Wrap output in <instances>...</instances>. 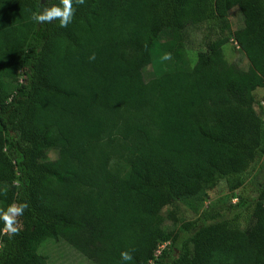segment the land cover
Returning a JSON list of instances; mask_svg holds the SVG:
<instances>
[{"label":"trees","instance_id":"16d2710c","mask_svg":"<svg viewBox=\"0 0 264 264\" xmlns=\"http://www.w3.org/2000/svg\"><path fill=\"white\" fill-rule=\"evenodd\" d=\"M52 2L0 0V209L28 204L0 230V264H46L49 239L95 264H264V182L177 227L161 212L243 186L263 152L264 0H84L65 28L35 23ZM205 24L217 34L192 64L186 34ZM229 31L245 70L225 58Z\"/></svg>","mask_w":264,"mask_h":264},{"label":"rangeland","instance_id":"374dc122","mask_svg":"<svg viewBox=\"0 0 264 264\" xmlns=\"http://www.w3.org/2000/svg\"><path fill=\"white\" fill-rule=\"evenodd\" d=\"M230 30H234L242 24V18L239 10L233 8L229 12ZM217 28L213 24H205L200 28H189L186 34V49L190 62L193 64L198 50L204 48L206 36H215ZM229 40L223 46L225 58L229 63H234L241 69L249 67V60L243 50L236 44L232 38V31L227 32ZM160 67L157 65H148L144 68L145 79H149L159 73ZM255 108L262 118V133L264 146V111L262 104L264 102V88L258 87L254 91ZM56 152L50 151L48 158H55ZM243 186L230 188L225 180H221L217 185L205 189L199 196L177 200L172 205H166L162 209L164 223L166 227L173 228L179 226L184 221L195 219L204 210L211 208L219 203L237 202V194L250 195L254 186L264 182V147L263 152L258 155L252 166L243 175ZM249 220L243 217L239 223L240 228H244ZM38 252L47 257L46 264H95L92 260L75 250L69 243L63 239L46 240L38 248Z\"/></svg>","mask_w":264,"mask_h":264},{"label":"clouds","instance_id":"9594fccd","mask_svg":"<svg viewBox=\"0 0 264 264\" xmlns=\"http://www.w3.org/2000/svg\"><path fill=\"white\" fill-rule=\"evenodd\" d=\"M82 3H84V0H53L51 6L34 11L32 13V20L37 24H47L58 20V26L65 28L73 20L75 13L73 5ZM89 59H94V54ZM170 59L171 53L165 52L161 56L162 61H168ZM26 208H28L27 202H21L19 204H9L7 207L0 209V222H2V229L0 230L9 235L17 233V217L23 215ZM131 259L130 252L122 251L120 253V264H126Z\"/></svg>","mask_w":264,"mask_h":264},{"label":"water","instance_id":"95a60500","mask_svg":"<svg viewBox=\"0 0 264 264\" xmlns=\"http://www.w3.org/2000/svg\"><path fill=\"white\" fill-rule=\"evenodd\" d=\"M44 0H42V2H43Z\"/></svg>","mask_w":264,"mask_h":264}]
</instances>
